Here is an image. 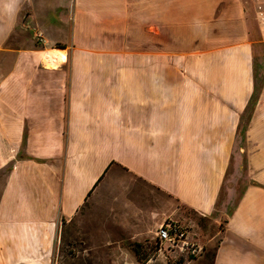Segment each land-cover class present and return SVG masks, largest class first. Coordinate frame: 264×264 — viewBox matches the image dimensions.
<instances>
[{
  "label": "crops",
  "instance_id": "obj_1",
  "mask_svg": "<svg viewBox=\"0 0 264 264\" xmlns=\"http://www.w3.org/2000/svg\"><path fill=\"white\" fill-rule=\"evenodd\" d=\"M262 8L0 0L16 54L0 75V264H56L59 236L64 264H140L123 242L155 241L166 220L204 250L143 264H264ZM26 14L53 43L71 30L55 67L25 46Z\"/></svg>",
  "mask_w": 264,
  "mask_h": 264
},
{
  "label": "rangeland",
  "instance_id": "obj_2",
  "mask_svg": "<svg viewBox=\"0 0 264 264\" xmlns=\"http://www.w3.org/2000/svg\"><path fill=\"white\" fill-rule=\"evenodd\" d=\"M33 1L36 2V3L39 2V0H33ZM46 1L43 0V2H46ZM40 2H42V0H40ZM41 6H38V4H37L35 10L38 11V12L45 10ZM260 11H264V9L263 8L262 9H257V12H258L257 17H258V20H259L260 24H262V19H261L262 16H260V14H259ZM23 16H24L23 20H24V23H25V27H24V35H25L24 44H25V46L31 47L32 45H34L36 48H39L41 50L40 53L43 54L44 50H46V49H51V47H57V46L62 45V44L66 45V44H68L70 42L71 30L69 31L68 28L66 30L65 29L62 30L58 34L54 33V30H51V32H48V35L50 33L52 37H55V36L59 35V41H61L62 44L61 43H57V42L53 43V42L49 41L48 37L43 33V31L39 27L31 26L29 24V16H27V14L23 15ZM261 26L263 27L262 31H263V34H264V25L262 24ZM20 41H19V43H20ZM15 42L16 41H14L13 43H15ZM21 43H22V41H21ZM257 54L258 55L259 54H264L263 47H260V50L258 51ZM15 55H16L15 51H14V53H11L10 50H8L7 48H0V75L11 69V67H12L11 63H13ZM258 72H259V74H257V82L259 83L261 81V74H260L261 71L259 70ZM255 95H256V93H255ZM255 95H253L251 103L254 102ZM251 108H249L248 116H250ZM111 161L112 160H110L107 163L106 167L103 168V170L100 172V174L98 175L97 179L95 180V183L103 175L104 171L107 169V166L109 165V163ZM236 186H237V193L236 194L238 195L240 193L241 187L243 186V182H238V184ZM222 196H223V193H222L221 197ZM129 242H132V241L125 240L123 242V245L129 247L128 246ZM55 246H56L55 259L57 261L56 264H64V258L65 257H68V258L76 257L75 254L74 255L70 254V247L71 246H67V244H65V241H64L63 237L59 236L57 238ZM133 256H134V254H133ZM151 257L152 258H149V256H147L146 262L149 261L150 259H154L155 260L154 256H151ZM122 258L123 259L127 258V255L124 254L123 252H121V259ZM134 258L136 259L135 256H134ZM159 262L160 261H156L154 263H159Z\"/></svg>",
  "mask_w": 264,
  "mask_h": 264
},
{
  "label": "built area",
  "instance_id": "obj_3",
  "mask_svg": "<svg viewBox=\"0 0 264 264\" xmlns=\"http://www.w3.org/2000/svg\"><path fill=\"white\" fill-rule=\"evenodd\" d=\"M259 14L262 16V24L264 25V11H260ZM155 240L157 247L151 252V256L169 250L176 251L180 255L193 257L199 256L203 251L202 245L190 238L187 226L172 220H166L158 225ZM168 262L169 264H177L176 260Z\"/></svg>",
  "mask_w": 264,
  "mask_h": 264
},
{
  "label": "trees",
  "instance_id": "obj_4",
  "mask_svg": "<svg viewBox=\"0 0 264 264\" xmlns=\"http://www.w3.org/2000/svg\"><path fill=\"white\" fill-rule=\"evenodd\" d=\"M57 47H62V46H57ZM101 178V177H100ZM100 178L97 180L99 181ZM128 246L130 247V249L132 250L134 256L136 257V260L140 263L143 264L146 262V258L147 256H149V258L151 257V252L157 247V241H149L146 242V244L141 243V242H137V241H132L128 243ZM204 250V248H203ZM210 258H213V251H208ZM208 255V254H207Z\"/></svg>",
  "mask_w": 264,
  "mask_h": 264
},
{
  "label": "bare ground",
  "instance_id": "obj_5",
  "mask_svg": "<svg viewBox=\"0 0 264 264\" xmlns=\"http://www.w3.org/2000/svg\"><path fill=\"white\" fill-rule=\"evenodd\" d=\"M64 53L65 50L60 48H53L51 50H47L45 53L44 64L47 67H55L57 59L64 55Z\"/></svg>",
  "mask_w": 264,
  "mask_h": 264
}]
</instances>
